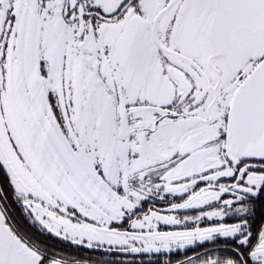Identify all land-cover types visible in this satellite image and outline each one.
<instances>
[{
    "label": "snow or ice",
    "instance_id": "6c2138e0",
    "mask_svg": "<svg viewBox=\"0 0 264 264\" xmlns=\"http://www.w3.org/2000/svg\"><path fill=\"white\" fill-rule=\"evenodd\" d=\"M258 208L264 0H0V264H264Z\"/></svg>",
    "mask_w": 264,
    "mask_h": 264
},
{
    "label": "trees",
    "instance_id": "16d2710c",
    "mask_svg": "<svg viewBox=\"0 0 264 264\" xmlns=\"http://www.w3.org/2000/svg\"><path fill=\"white\" fill-rule=\"evenodd\" d=\"M261 211H264V209H261ZM46 242L50 245H52L56 249H63L64 254L71 256H80V257H86L88 253L83 251H78L74 246H68L66 243L59 241L57 238L54 237H47ZM207 247L211 248L213 245L209 244ZM196 251H203V249L197 248ZM192 253L189 252V255ZM181 258V257H180Z\"/></svg>",
    "mask_w": 264,
    "mask_h": 264
},
{
    "label": "flooded vegetation",
    "instance_id": "af4514ba",
    "mask_svg": "<svg viewBox=\"0 0 264 264\" xmlns=\"http://www.w3.org/2000/svg\"><path fill=\"white\" fill-rule=\"evenodd\" d=\"M261 209L258 208L257 210V216H259V213H260ZM229 222H232V221H229ZM55 238V237H54ZM192 255V254H191ZM180 258V257H179ZM183 257H181L180 259H182Z\"/></svg>",
    "mask_w": 264,
    "mask_h": 264
}]
</instances>
